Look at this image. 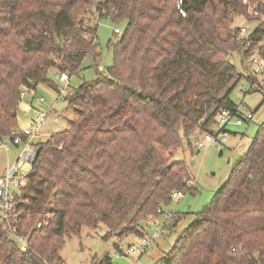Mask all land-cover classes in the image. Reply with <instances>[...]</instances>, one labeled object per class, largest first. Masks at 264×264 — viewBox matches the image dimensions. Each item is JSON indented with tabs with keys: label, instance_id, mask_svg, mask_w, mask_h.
<instances>
[{
	"label": "trees",
	"instance_id": "obj_1",
	"mask_svg": "<svg viewBox=\"0 0 264 264\" xmlns=\"http://www.w3.org/2000/svg\"><path fill=\"white\" fill-rule=\"evenodd\" d=\"M243 1L182 0L184 17L179 0H0L3 140L18 130L23 87L57 90L52 68L75 75L88 54L97 64L100 22L125 25L108 43L114 62L106 75L67 99L76 119L40 143L19 210L30 249L21 252L0 229V264H62L65 236L83 225L105 224L107 237L140 236L144 219L175 191L192 189L188 165L175 155L183 139L210 131L220 111L237 106L231 95L245 77L229 59L240 49L230 24L247 14ZM251 39L250 51L264 40V22ZM176 242L153 264H264V125ZM97 264L117 263L106 256Z\"/></svg>",
	"mask_w": 264,
	"mask_h": 264
},
{
	"label": "rangeland",
	"instance_id": "obj_2",
	"mask_svg": "<svg viewBox=\"0 0 264 264\" xmlns=\"http://www.w3.org/2000/svg\"><path fill=\"white\" fill-rule=\"evenodd\" d=\"M247 1L244 0L243 3L245 4ZM241 25L252 29L255 27L256 22L238 14L234 15L230 26L234 28ZM115 27L114 23L109 20L100 22L97 43L99 44L101 57L95 65L93 56L88 54L79 72L71 76L69 84L73 94L76 93V88L82 82L96 79L97 73H100L102 76L106 75L107 69L113 65V50L108 47V43L110 40H115L113 34ZM119 27L124 31L125 25ZM262 46L264 47V40L252 52L261 53L262 50L263 53ZM250 56V54H246L240 49L229 56L237 72L245 77L233 91L231 100L235 105L240 106L242 111H253L254 118L248 122H244L241 126H237L234 124V116L232 123L226 127L228 135L223 146L205 147L196 153L192 149L191 144L194 138L202 134L199 129L194 131L188 137V140L183 139L182 147L177 151L175 160L183 161L188 165L191 174L189 184L192 189L194 188V192H192V189L182 190L185 193L180 199H173L169 206H164L166 212L172 211L176 213L177 218L173 222L175 226L174 232L171 235H163L157 239L155 243L159 244V246L156 247L154 243V248L152 246L150 253L140 258V264H153L155 260H160L168 255L170 250L176 245L179 233L184 231V226H189L194 221L196 214L202 211L227 183L235 163L241 155L248 151L254 138L264 125V103H262L264 100V87L263 89L256 87L251 89L250 82L255 81V79L249 74L248 61ZM59 73L56 69L52 68L49 72V78L57 85H63L59 82ZM24 88L28 89V87H23V90ZM57 97L56 90L45 83L39 84L36 90L32 92H26L18 106L19 130L24 131L30 127L32 121L38 117L39 109H49L52 107L56 110L57 115L60 116V122L52 123L48 119L41 127L44 135L40 139H36V141L46 142L49 134L67 129L70 122L76 119V114L69 107L65 98L58 99ZM41 98H44V101L40 103L38 101ZM210 128L218 132L215 123ZM19 130L17 131L20 132ZM4 141L10 142L11 140L7 138ZM16 154V148L13 147L10 156L11 163L14 162ZM7 165L8 158L6 153L2 152L0 153V175L4 174ZM163 219L164 215H158L156 221L161 223ZM153 230L154 228L151 227L147 231L148 233H152ZM108 233V227L101 223L96 228L83 225L78 234L65 236V244L60 251L62 264H97L106 256L112 257L113 261L117 264H130L128 258L121 256L117 252L119 251L117 250V246L120 250H125L128 244L138 236L132 234L121 237H107Z\"/></svg>",
	"mask_w": 264,
	"mask_h": 264
},
{
	"label": "built area",
	"instance_id": "obj_3",
	"mask_svg": "<svg viewBox=\"0 0 264 264\" xmlns=\"http://www.w3.org/2000/svg\"><path fill=\"white\" fill-rule=\"evenodd\" d=\"M247 14L243 15L244 18L256 22L254 28L250 29L248 26H238V33L236 40L240 44V50L246 54H250L248 61L249 74L255 79L251 81L252 88L264 87V55L261 53L252 52L255 48L250 51L252 47L251 36L254 33L256 27L264 22V0H256L255 2H246ZM182 0H179L178 10L182 16L186 17V13L181 7ZM89 23L84 25V28L91 27ZM93 27V26H92ZM113 32L121 34L122 30L120 27H115ZM85 38L88 39L90 35L85 34ZM71 75L68 72H60L58 74L59 82L63 85H58L56 93L58 99L70 98L73 91L70 89ZM250 89V90H251ZM24 88L21 92V98L25 96L26 92H32ZM44 98H41L38 102H43ZM40 110V111H39ZM38 117L32 121L30 127L24 131H13L10 142H6L0 139V153H6L8 158V165L3 175H0V229L4 231L18 246L19 250L23 253L28 252L30 249L29 236L23 235L19 231L20 222V206L23 203H28L29 199L23 197L25 188L28 185V178L32 170V165L36 159L39 151V145L41 141L37 142L36 139H40L44 133L41 131L42 125L49 119L52 123H59L60 116L57 115L56 110L52 107L49 109H39ZM235 116V125L241 126L244 122L252 120L254 112L249 110L244 112L240 106H236L234 111L222 110L216 116L215 124L218 128V132L211 129L210 131L204 132L201 136L194 138L192 141V147L194 151L200 152L205 147H219L223 146L228 135L226 130L227 125L232 123ZM51 134L47 136L49 139ZM15 147L17 154L13 163H11L10 156L11 150ZM30 167L28 169V167ZM184 193L182 191H175L171 198L180 199ZM165 207L162 206L158 209V214L155 216H148L144 219V232L138 236L134 241L130 242L126 249L117 251L121 256L129 259L130 264H140V258L146 254H149L153 244L157 239L163 235H171L173 230V222L176 220V213L172 211L166 212ZM158 215H164V219L161 223L156 221ZM43 223L39 221L36 224L37 230H41ZM153 227L152 233H148V228Z\"/></svg>",
	"mask_w": 264,
	"mask_h": 264
},
{
	"label": "crops",
	"instance_id": "obj_4",
	"mask_svg": "<svg viewBox=\"0 0 264 264\" xmlns=\"http://www.w3.org/2000/svg\"><path fill=\"white\" fill-rule=\"evenodd\" d=\"M238 27V26H237ZM33 102H34V100H33ZM33 102H31V104H33ZM254 118V117H253ZM246 122H248V121H246ZM18 129H19V127H18ZM184 227H186V226H184ZM154 245H156V247H158L159 246V244H154ZM153 248H154V246H153Z\"/></svg>",
	"mask_w": 264,
	"mask_h": 264
}]
</instances>
